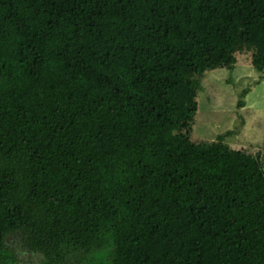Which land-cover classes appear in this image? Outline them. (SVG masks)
<instances>
[{"label": "trees", "instance_id": "obj_1", "mask_svg": "<svg viewBox=\"0 0 264 264\" xmlns=\"http://www.w3.org/2000/svg\"><path fill=\"white\" fill-rule=\"evenodd\" d=\"M238 56L264 0H0V264H264V153L191 139Z\"/></svg>", "mask_w": 264, "mask_h": 264}, {"label": "rangeland", "instance_id": "obj_2", "mask_svg": "<svg viewBox=\"0 0 264 264\" xmlns=\"http://www.w3.org/2000/svg\"><path fill=\"white\" fill-rule=\"evenodd\" d=\"M201 86L191 139L212 141L217 135L232 131L224 140L229 146L264 153L263 73L249 65L246 56H238L233 70L204 73ZM244 89V107L237 109L239 94ZM4 243L15 258L14 264H45L42 256L25 250L18 233L7 236ZM74 262L73 257L67 264Z\"/></svg>", "mask_w": 264, "mask_h": 264}, {"label": "flooded vegetation", "instance_id": "obj_3", "mask_svg": "<svg viewBox=\"0 0 264 264\" xmlns=\"http://www.w3.org/2000/svg\"><path fill=\"white\" fill-rule=\"evenodd\" d=\"M4 241H5V239H4Z\"/></svg>", "mask_w": 264, "mask_h": 264}]
</instances>
